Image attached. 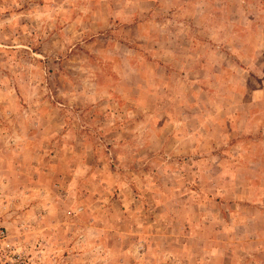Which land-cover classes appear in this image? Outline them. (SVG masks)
I'll list each match as a JSON object with an SVG mask.
<instances>
[{
  "label": "rangeland",
  "instance_id": "obj_1",
  "mask_svg": "<svg viewBox=\"0 0 264 264\" xmlns=\"http://www.w3.org/2000/svg\"><path fill=\"white\" fill-rule=\"evenodd\" d=\"M0 264H264V0H0Z\"/></svg>",
  "mask_w": 264,
  "mask_h": 264
}]
</instances>
